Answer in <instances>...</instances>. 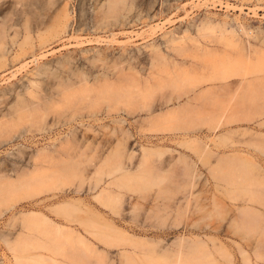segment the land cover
Masks as SVG:
<instances>
[{
  "label": "rangeland",
  "instance_id": "obj_1",
  "mask_svg": "<svg viewBox=\"0 0 264 264\" xmlns=\"http://www.w3.org/2000/svg\"><path fill=\"white\" fill-rule=\"evenodd\" d=\"M14 1L39 12L33 0ZM4 2L0 22L21 41L38 15ZM57 5L70 12L66 31L44 43L31 31L37 59L11 61L17 47L9 44L0 63V264H264L231 222L239 207L264 220L262 192L242 179L241 192H230L216 168L220 157L237 156L264 178V124H256L264 118V0H123V20L104 15L105 0ZM216 22L258 32L250 60L209 39L200 38L216 48L207 56L176 40ZM198 145L211 149L202 163ZM178 152L200 174L191 186ZM117 162L126 169L116 171ZM106 188L114 201L102 198ZM65 202L107 226L68 221L55 212ZM35 216L70 237L24 229Z\"/></svg>",
  "mask_w": 264,
  "mask_h": 264
},
{
  "label": "bare ground",
  "instance_id": "obj_2",
  "mask_svg": "<svg viewBox=\"0 0 264 264\" xmlns=\"http://www.w3.org/2000/svg\"><path fill=\"white\" fill-rule=\"evenodd\" d=\"M12 2H13L15 10L20 11L18 8V5L20 4V2H17L14 0H12ZM122 2L123 0H105V9L103 12L104 15L106 16L107 14L116 12L121 17V20H123ZM4 3H6L4 2V0H0V6H2ZM55 4H56V0H33L30 2L29 7L35 6L34 8L38 9L39 12H35L33 8H32V11L26 8L21 9V10H26V12L20 11L21 13H32V14L37 13L36 15H38V19H35V25L31 27L28 26L29 31L27 30V32L21 33L23 34V38L21 39V41L16 39L18 36L17 30L13 31V36L9 39L7 36V31H6L7 27H5L6 24L4 22H0V63H2L6 59V55H8V45L9 44L10 46L16 45L17 47L16 51L13 52L14 55L11 58V61L17 60V59L23 61L24 59H26L27 55L30 56L32 60L35 59V54L32 51V39L30 35L31 31L32 32L36 31L35 33H36V37L39 43L46 42L48 38L49 40L55 39L54 37H56V35L66 31V28L69 27L71 24L69 23L70 12L68 11L65 5L55 6ZM53 6L54 8H52ZM50 9H53V10L49 11ZM41 11H42V14H41ZM224 24L225 22H221V23L216 22L215 25L204 23L201 25V27L197 26L192 33L186 31L185 29L183 34L186 32L190 35L180 36L179 38H176V40L178 43H180L183 40L184 41L189 40L192 43V47H188L187 49L196 50L197 52L202 53L204 56H207L208 54H210V51L212 49L216 50V48L213 46H210V48H208L207 46H204V44L200 42V38L209 39L208 40L209 43L219 44V45H222L223 47L225 46L226 47H236L238 51L243 52V57L245 60H250L251 51L253 52L252 47L254 46L253 44H251L250 41L257 39V37L259 36L258 32H254L252 30H246L245 27L242 25H239V28L237 29L234 27H231V29H229L225 27ZM216 28L218 30H216L215 32ZM238 33H241L242 35L241 34L239 35ZM73 39L74 37L72 38V40ZM90 43H92V41ZM172 48L174 49L175 52L177 51L178 54L182 52L181 47L176 46L174 48V45H173ZM159 57H162V56L159 54ZM257 68L260 69V67H257ZM233 73L234 72H232V74ZM214 74H216V72ZM223 74L224 73L218 72L217 76L219 77L218 78L215 77L214 80L221 79ZM261 80L262 79L259 78V79H256L255 81L258 82ZM105 108H106V111L109 110L108 105L105 106ZM220 124L221 122L217 121L214 127H218L220 126ZM256 124L259 126L264 124V118L258 121ZM223 135L224 134L218 135L217 139L223 138ZM210 150L211 149H208V148L204 149L201 145H198L195 149L196 159H198V161L202 163V159L200 155H202V153L207 155L209 154ZM262 153L264 154V152ZM146 154H147L146 151L143 150L140 160L139 162H137L136 169L138 173H141L143 170L142 165L145 161ZM175 162H176V165L178 164L181 165L179 169L181 170V174H183V177L186 180L185 181L186 186L188 184H190L189 186H191L192 178H194L195 175H200L198 173V170L196 169V166L193 160L188 154L184 152H178V156L175 158ZM249 164L250 163L246 161L245 159L243 160L236 159L233 156L225 155V157H220L217 160L216 168L219 169L220 171L224 170V172L222 173L223 182L226 187H230V190H232L230 192L232 193L241 192V190L238 189L236 185H237V182H239L242 179L243 181H246L248 183L247 185L255 188L254 189L255 194L262 192L261 194L262 196L260 198L261 199L260 204L264 206V178L261 177L263 174H252V170L249 169L248 167ZM250 166H255V165L250 164ZM125 169H126L125 166H123L122 164H119L118 162L115 163L116 171L120 172ZM224 175H227V176L225 177ZM241 175L243 177L240 178ZM250 175H257V176L255 178L253 176L251 177ZM123 176L127 177L131 175H123ZM104 191L106 192L101 194L102 198L105 197L106 202L114 201L115 197L110 195V194H113L114 192L113 191L110 192L108 188L104 189ZM185 196L186 195H184L182 198L185 199ZM76 210H79V208L73 205L72 202H65L62 205H58L56 207L55 212L65 217L68 221H72V222L76 221L80 225H83L84 227L90 226L92 228H96V227L101 228V227L107 226L106 224H103V222H99V221L90 222L91 220L87 221V220H83L77 217ZM231 222L233 225L234 232L239 234L241 239L248 241L249 243L253 242L254 244L253 249H254V255H255L256 260L260 263H264V220H261V214L258 212L257 213L253 212L250 209V207H239L235 209L234 217H232ZM23 227L29 232L36 233L38 237L43 236L46 232L52 234V236H57L56 238L58 237L69 238L70 237L69 232L63 231L57 226H53L51 223L47 222L44 218L38 217V216L33 217L30 221L28 220L27 222L24 220ZM37 258L42 260V258L40 257H35V259H33L34 263L36 262V260H38ZM244 260L246 263L249 262L246 257H244Z\"/></svg>",
  "mask_w": 264,
  "mask_h": 264
},
{
  "label": "crops",
  "instance_id": "obj_3",
  "mask_svg": "<svg viewBox=\"0 0 264 264\" xmlns=\"http://www.w3.org/2000/svg\"><path fill=\"white\" fill-rule=\"evenodd\" d=\"M239 35L241 34V33H238ZM242 35V34H241ZM234 158H236V159H240V157H237V156H233ZM242 159V158H241ZM243 160V159H242Z\"/></svg>",
  "mask_w": 264,
  "mask_h": 264
}]
</instances>
